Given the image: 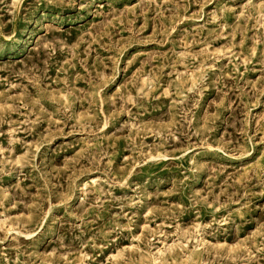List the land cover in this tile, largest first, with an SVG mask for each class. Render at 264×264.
Returning a JSON list of instances; mask_svg holds the SVG:
<instances>
[{"label": "rangeland", "instance_id": "1", "mask_svg": "<svg viewBox=\"0 0 264 264\" xmlns=\"http://www.w3.org/2000/svg\"><path fill=\"white\" fill-rule=\"evenodd\" d=\"M0 264H264V0H0Z\"/></svg>", "mask_w": 264, "mask_h": 264}]
</instances>
